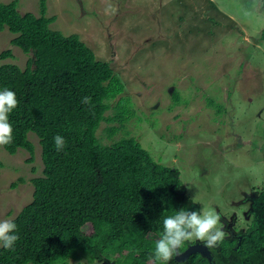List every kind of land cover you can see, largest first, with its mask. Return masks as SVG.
Segmentation results:
<instances>
[{"label":"rangeland","instance_id":"rangeland-1","mask_svg":"<svg viewBox=\"0 0 264 264\" xmlns=\"http://www.w3.org/2000/svg\"><path fill=\"white\" fill-rule=\"evenodd\" d=\"M109 4L114 11H105ZM47 6V16H56L52 29L79 34L126 84L123 94L136 113L112 137L107 128L119 122L103 121L97 132L103 144L135 136L157 161L180 169L196 210L224 216L230 209L246 228L253 208L262 214L264 0H47ZM40 9L41 0H18L22 14ZM14 37L0 30V53L11 48L15 55L0 63L24 68L32 54ZM113 113L111 107L107 114ZM29 138L33 161L24 148L11 154L0 147V220L31 202L32 178L43 175L39 138L33 132ZM69 263L114 264L87 257Z\"/></svg>","mask_w":264,"mask_h":264},{"label":"trees","instance_id":"trees-1","mask_svg":"<svg viewBox=\"0 0 264 264\" xmlns=\"http://www.w3.org/2000/svg\"><path fill=\"white\" fill-rule=\"evenodd\" d=\"M47 7L41 0L40 15L22 14L18 0H0V30L15 33L12 43L32 54L24 68L0 63V91H14L18 101L9 114L13 139L4 148L11 154L24 148L33 161V132L44 165L43 175L32 178L33 199L11 219L19 239L13 249L0 247V264H70L82 257L150 264L163 220L198 207L180 169L157 161L135 136L102 143L97 132L103 121L119 122L107 128L112 137L136 113L123 94L126 84L79 34L52 29L56 16L48 17ZM14 56L7 48L0 62ZM173 97L180 100L176 91ZM57 135L65 141L62 151ZM262 239L257 236L255 246Z\"/></svg>","mask_w":264,"mask_h":264},{"label":"clouds","instance_id":"clouds-1","mask_svg":"<svg viewBox=\"0 0 264 264\" xmlns=\"http://www.w3.org/2000/svg\"><path fill=\"white\" fill-rule=\"evenodd\" d=\"M105 11H114V9L109 4ZM82 102L88 103V98L85 97ZM17 105L18 101L14 91L7 88L0 91V147L12 142L13 129L9 123V114ZM53 139L56 149L62 151L65 145L64 138L57 135ZM219 220L220 217L212 210H187L185 208L176 211L174 216L166 217L163 220V236L155 243L154 260L150 261V264H158V262L170 264L174 257L180 254L179 249L184 242L194 239L210 251L214 250L225 238L224 231L218 227ZM15 231L16 224L12 220H0V247L13 249L19 239ZM199 247L202 248L201 245ZM180 255V257L184 256V252Z\"/></svg>","mask_w":264,"mask_h":264},{"label":"flooded vegetation","instance_id":"flooded-vegetation-1","mask_svg":"<svg viewBox=\"0 0 264 264\" xmlns=\"http://www.w3.org/2000/svg\"><path fill=\"white\" fill-rule=\"evenodd\" d=\"M259 202L262 206V214H258V207L253 208L250 213L254 216L250 224H247V228L242 225L241 221L238 222L236 214L229 215L230 209H228L224 211V216L219 215L225 238L217 248L210 251L195 239L185 241L179 249L180 254L185 252L188 246L201 245V251L193 252L185 259H180L179 254L170 264H264V204L262 199H259ZM193 209L194 207L191 210ZM257 236L263 238L259 245H257L259 239L256 241ZM224 241H227V244H222ZM163 264H168V262Z\"/></svg>","mask_w":264,"mask_h":264},{"label":"water","instance_id":"water-1","mask_svg":"<svg viewBox=\"0 0 264 264\" xmlns=\"http://www.w3.org/2000/svg\"><path fill=\"white\" fill-rule=\"evenodd\" d=\"M202 248L199 247V245H195V246H189L187 248V250L184 252V256L180 257V259H185L189 254H191L194 251H198L201 250Z\"/></svg>","mask_w":264,"mask_h":264}]
</instances>
